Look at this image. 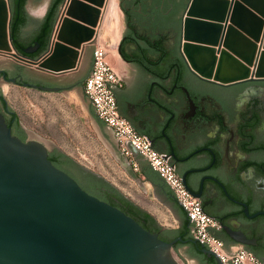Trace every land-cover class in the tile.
Returning <instances> with one entry per match:
<instances>
[{
    "label": "water",
    "instance_id": "obj_1",
    "mask_svg": "<svg viewBox=\"0 0 264 264\" xmlns=\"http://www.w3.org/2000/svg\"><path fill=\"white\" fill-rule=\"evenodd\" d=\"M52 1L26 0L25 11L27 15L42 17ZM108 6L109 0H62L45 49L36 57H29L14 47L10 3L0 0V55L26 67L31 79H43L47 84L17 82L15 78L7 81L40 90H61L82 81L95 60L96 28ZM117 7L123 11L120 0ZM93 43L86 71L80 79L69 83L70 73L79 68L87 46ZM39 45V42L29 45L23 52L34 51ZM11 48L15 51L12 57L8 55ZM118 50L131 64V80L124 89L108 84L119 114L147 135L164 159L171 155L167 160L171 167L174 160L188 166L202 164L204 154L178 156L191 144L180 142L183 131L175 117L155 108L153 99L160 98V90L157 84L151 90L145 66L129 60ZM179 52L187 68L200 78L221 84L264 79V0H188L181 17ZM3 78L6 79L4 74ZM175 96V100L166 103L179 105L181 100ZM160 99L165 101L163 97ZM163 123H167L166 136L160 131ZM26 131L24 141L12 133L0 112V264H180L173 249L179 256L182 253L198 258L201 264H206V257L222 264L216 252L191 234L189 224L196 225L195 220L177 200L165 177L129 139L125 145L153 184L156 198L180 220L179 228H163L155 221L163 237L170 241L88 193L48 158L49 148L57 147L32 130ZM175 170L185 188L201 198V210L205 214L218 220L222 212L237 210L231 199L226 196L221 199V193H210L208 188L205 193L193 191L186 172L195 170L194 167L182 172L175 164ZM231 194L237 198L244 196V193ZM206 228L215 238H220L219 230L209 225ZM185 229L191 237L179 236ZM196 242L201 248L195 246ZM223 244L228 253V247L239 246L224 241ZM241 247L245 254L263 264L251 251ZM229 263L233 264L231 259Z\"/></svg>",
    "mask_w": 264,
    "mask_h": 264
},
{
    "label": "flooded vegetation",
    "instance_id": "obj_2",
    "mask_svg": "<svg viewBox=\"0 0 264 264\" xmlns=\"http://www.w3.org/2000/svg\"><path fill=\"white\" fill-rule=\"evenodd\" d=\"M120 1L123 8L120 10V51L129 60L145 66L151 90L157 84L160 98L165 99L154 98L155 108L173 115L183 131L180 142L191 144L178 156L205 155L202 164L196 167L173 159L176 167L182 172L195 168L186 172V180L196 193H205L208 188L210 193H221V199L226 196L235 202L236 211L218 215L221 224L218 236L226 243L243 246L264 262V79L221 84L200 78L187 68L179 52L180 23L186 0ZM9 3L12 16L11 0ZM46 13L38 17L25 11L18 37L25 40V47L40 43L29 53L22 49L26 56L36 57L46 47L49 34L45 44L37 38L44 29ZM11 51L12 57L15 52ZM27 71L13 59L0 55V112L6 122L13 117L26 133L17 112L5 103L1 83H11L7 79L15 78L17 82L47 84L43 79H31ZM175 95L181 100L179 105L166 103L169 99L175 100ZM166 124L160 128L164 136ZM231 193H244V196L237 198ZM209 261L215 264L214 258L206 257V264ZM195 262L201 264L197 259Z\"/></svg>",
    "mask_w": 264,
    "mask_h": 264
},
{
    "label": "crops",
    "instance_id": "obj_3",
    "mask_svg": "<svg viewBox=\"0 0 264 264\" xmlns=\"http://www.w3.org/2000/svg\"><path fill=\"white\" fill-rule=\"evenodd\" d=\"M117 2L118 0H114V3L113 0L109 1L108 10H106L100 26L96 28L97 37L94 43L95 45L103 44L106 47L108 61L122 79V86L119 89H124L126 83L131 80V64L118 50L122 34V12L118 9ZM94 43L87 46L79 68L70 73L72 80L69 83H73L83 76L91 62ZM85 79L70 88L61 90L35 89L47 94L43 100L38 98L35 100V105L44 111L45 123L50 127L45 135L46 139L86 168L113 183L124 195L152 215L159 226L179 228L180 220L175 217L167 205L156 198L153 184L144 174L133 154L122 153L111 128L94 114L93 108L84 94ZM135 128L143 133L137 127ZM73 153L83 159L85 163ZM134 163L138 167L137 170L133 169ZM108 175L120 178L119 183L112 181L107 177ZM199 199L201 200L200 197ZM239 247L241 245L228 247L229 252ZM173 253L177 259L187 264H193L196 259L198 260V258H190L182 253L179 256L175 249H173Z\"/></svg>",
    "mask_w": 264,
    "mask_h": 264
},
{
    "label": "built area",
    "instance_id": "obj_4",
    "mask_svg": "<svg viewBox=\"0 0 264 264\" xmlns=\"http://www.w3.org/2000/svg\"><path fill=\"white\" fill-rule=\"evenodd\" d=\"M109 83L119 88L122 86V79L109 63L106 47L103 44H96L95 60L84 81V94L96 117L111 128L122 153L125 155L132 153L125 145V140L129 139L138 148L140 154L148 159L151 166L165 177L176 193L177 200L195 220L196 225L191 227V234L213 252H216L222 264H230V259L233 264H259L245 254L241 247L228 253L222 247L223 241L220 238H215L208 231L206 228L208 225L219 229L221 224L216 218L205 214L201 210V200L185 188L182 178L175 170V163L172 167L167 163L171 155L168 154L164 159L152 147L147 135L139 132L132 123L119 114L115 95L109 88ZM137 168L134 163L133 169L137 170Z\"/></svg>",
    "mask_w": 264,
    "mask_h": 264
},
{
    "label": "trees",
    "instance_id": "obj_5",
    "mask_svg": "<svg viewBox=\"0 0 264 264\" xmlns=\"http://www.w3.org/2000/svg\"><path fill=\"white\" fill-rule=\"evenodd\" d=\"M62 0H53L50 7L47 10L45 16V25L43 31L37 36L39 41L46 43V37L50 32L53 20L55 19L58 7ZM188 0L185 1L183 8ZM26 0H11L12 6V16H11V36L13 40L14 47L21 53L23 47L27 45L26 42L21 41L18 37L21 25L25 20L24 5ZM8 126L12 128V133L17 135L22 140H27L26 132L21 128L17 121H13V117L7 118ZM48 158L51 162L59 167L60 169L67 172L72 176L78 184L85 189L88 193L102 199L109 204L119 208L121 211L125 212L127 215L133 217L138 221L145 229L151 232L159 233L161 239L170 241L171 239H166L163 237L160 227L156 224L155 219L148 212L143 210L140 206L135 204L130 198H128L122 191L116 187L109 180L105 179L101 175L95 173L94 171L86 168L77 160H75L70 155L65 152L58 150L57 148H51L48 151ZM186 221L188 219L186 217ZM188 230H183L179 236L183 238H189L187 234ZM173 238V237H172ZM175 238V237H174ZM178 244V243H176ZM197 245L202 246L200 243L196 242ZM197 254L198 250L195 251ZM264 264V262H262ZM207 264H213L209 261Z\"/></svg>",
    "mask_w": 264,
    "mask_h": 264
},
{
    "label": "rangeland",
    "instance_id": "obj_6",
    "mask_svg": "<svg viewBox=\"0 0 264 264\" xmlns=\"http://www.w3.org/2000/svg\"><path fill=\"white\" fill-rule=\"evenodd\" d=\"M11 52H9V56L11 55ZM33 73L37 75L34 70ZM1 86L8 104L11 105L12 108L17 112L21 124L26 129L32 130L35 134L47 140L45 135L47 134V131L50 127L45 123L44 111L35 105V100L37 98L43 100L47 96V94L38 92L33 88L17 86L12 83H1ZM51 143L55 146L53 142ZM73 155L76 156L83 163H85V161L79 158L78 155H76L75 153H73ZM107 177L115 183H119L120 178H117L114 175H108ZM178 261L180 262V264H187L186 262L181 261L180 259H178ZM193 264H196V262L194 261Z\"/></svg>",
    "mask_w": 264,
    "mask_h": 264
},
{
    "label": "bare ground",
    "instance_id": "obj_7",
    "mask_svg": "<svg viewBox=\"0 0 264 264\" xmlns=\"http://www.w3.org/2000/svg\"><path fill=\"white\" fill-rule=\"evenodd\" d=\"M110 1V0H109ZM11 49H13V48H11ZM14 50V49H13ZM15 52V51H14Z\"/></svg>",
    "mask_w": 264,
    "mask_h": 264
}]
</instances>
